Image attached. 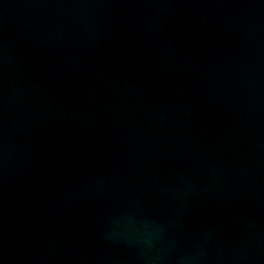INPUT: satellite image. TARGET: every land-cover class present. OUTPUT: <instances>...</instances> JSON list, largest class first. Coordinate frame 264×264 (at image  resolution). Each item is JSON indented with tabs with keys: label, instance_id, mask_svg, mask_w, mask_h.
Segmentation results:
<instances>
[{
	"label": "water",
	"instance_id": "water-1",
	"mask_svg": "<svg viewBox=\"0 0 264 264\" xmlns=\"http://www.w3.org/2000/svg\"><path fill=\"white\" fill-rule=\"evenodd\" d=\"M0 264H264V0H0Z\"/></svg>",
	"mask_w": 264,
	"mask_h": 264
}]
</instances>
